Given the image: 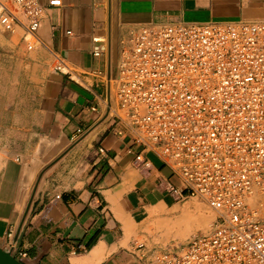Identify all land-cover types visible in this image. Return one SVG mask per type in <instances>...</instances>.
Listing matches in <instances>:
<instances>
[{"label": "crops", "instance_id": "crops-1", "mask_svg": "<svg viewBox=\"0 0 264 264\" xmlns=\"http://www.w3.org/2000/svg\"><path fill=\"white\" fill-rule=\"evenodd\" d=\"M38 1L42 43L3 32L0 50L16 80L0 96V245L24 264H151L152 224L183 203L165 189L172 169L108 113L123 43L145 25L264 21V0Z\"/></svg>", "mask_w": 264, "mask_h": 264}, {"label": "built area", "instance_id": "built-area-1", "mask_svg": "<svg viewBox=\"0 0 264 264\" xmlns=\"http://www.w3.org/2000/svg\"><path fill=\"white\" fill-rule=\"evenodd\" d=\"M44 14L38 0H0V28L28 50ZM123 44L108 113L172 169L168 192L215 213L151 264H264V21L145 25ZM55 69L72 76L60 57Z\"/></svg>", "mask_w": 264, "mask_h": 264}, {"label": "rangeland", "instance_id": "rangeland-1", "mask_svg": "<svg viewBox=\"0 0 264 264\" xmlns=\"http://www.w3.org/2000/svg\"><path fill=\"white\" fill-rule=\"evenodd\" d=\"M16 41H18V38H16ZM5 44L7 45V42H5L3 31L0 28V50L4 48ZM5 60L7 64L11 61L9 58H5ZM15 81L14 69L8 65L6 67L0 66V96L6 98L12 97ZM182 203L183 209L175 213V215L179 216H173V219L160 218L156 224H152L156 228V232L153 234L155 241L163 247L169 243L184 242L193 234L208 230L214 219L215 213L202 200L191 198L182 201ZM202 214L211 215L209 223L200 224L197 222V218ZM179 234H183L182 239L177 237Z\"/></svg>", "mask_w": 264, "mask_h": 264}, {"label": "water", "instance_id": "water-1", "mask_svg": "<svg viewBox=\"0 0 264 264\" xmlns=\"http://www.w3.org/2000/svg\"><path fill=\"white\" fill-rule=\"evenodd\" d=\"M0 264H24L11 249L0 245Z\"/></svg>", "mask_w": 264, "mask_h": 264}, {"label": "bare ground", "instance_id": "bare-ground-1", "mask_svg": "<svg viewBox=\"0 0 264 264\" xmlns=\"http://www.w3.org/2000/svg\"><path fill=\"white\" fill-rule=\"evenodd\" d=\"M172 217V216H171ZM211 215L207 214V215H204L202 214L201 216H199L197 218V222L200 223V224H206L207 222L209 223V221L211 220L210 219ZM173 219V218H172ZM192 221V220H191ZM170 222V221H169ZM183 223V222H182Z\"/></svg>", "mask_w": 264, "mask_h": 264}]
</instances>
